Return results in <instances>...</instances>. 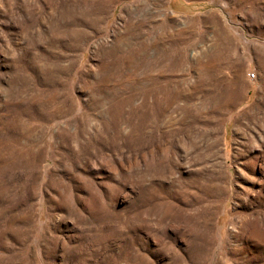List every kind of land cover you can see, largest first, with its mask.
I'll list each match as a JSON object with an SVG mask.
<instances>
[{"label": "rangeland", "instance_id": "rangeland-1", "mask_svg": "<svg viewBox=\"0 0 264 264\" xmlns=\"http://www.w3.org/2000/svg\"><path fill=\"white\" fill-rule=\"evenodd\" d=\"M0 264H264V0H0Z\"/></svg>", "mask_w": 264, "mask_h": 264}, {"label": "built area", "instance_id": "built-area-1", "mask_svg": "<svg viewBox=\"0 0 264 264\" xmlns=\"http://www.w3.org/2000/svg\"><path fill=\"white\" fill-rule=\"evenodd\" d=\"M248 76V78L250 79V80H254V79H256V74L255 73H250V74H248L247 75Z\"/></svg>", "mask_w": 264, "mask_h": 264}, {"label": "bare ground", "instance_id": "bare-ground-1", "mask_svg": "<svg viewBox=\"0 0 264 264\" xmlns=\"http://www.w3.org/2000/svg\"><path fill=\"white\" fill-rule=\"evenodd\" d=\"M26 210V209H25ZM27 212V211H26ZM26 217V216H25ZM19 222V221H18ZM28 226V225H27ZM15 229V228H14ZM24 230V229H23ZM3 235H4V233H3Z\"/></svg>", "mask_w": 264, "mask_h": 264}]
</instances>
